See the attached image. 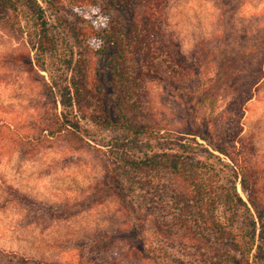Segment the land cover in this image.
I'll return each instance as SVG.
<instances>
[{
  "label": "rangeland",
  "instance_id": "374dc122",
  "mask_svg": "<svg viewBox=\"0 0 264 264\" xmlns=\"http://www.w3.org/2000/svg\"><path fill=\"white\" fill-rule=\"evenodd\" d=\"M47 1L50 35L55 38L47 52L37 50L27 8L0 13V251L9 254L0 264L16 263L18 256L32 262L81 264L87 253L90 262L114 258L121 264H212L223 254V264H237L240 255L229 236L200 222L185 227L176 212L189 195L186 180L192 175L202 181V201L213 199V215L240 239L252 227L248 211L224 200L235 183L256 220L257 243H263L248 194L256 197L264 218V75L253 84L260 64L264 70V0L155 1L153 33L138 50L126 48L124 64L140 80L132 83L133 100L138 102H125L127 114L153 129L150 136L140 137L96 123L77 108H65L59 93L54 107L42 78L64 82V59L73 42L70 25L81 28L89 20H108L126 30L129 7L124 0ZM129 1L138 11L145 4ZM227 30L232 47L248 51L227 78L233 88L218 74L217 43L214 58L195 50L201 41L204 49L212 47L206 42ZM39 63L47 70H37ZM102 64L95 58L88 96L94 103L101 95L102 111L118 121L123 88L113 84ZM96 67L102 69V92L94 81ZM97 108L92 105L89 112L99 115ZM56 113L79 128L69 125L43 136ZM202 127L228 154L190 133ZM164 150L181 155L186 163L182 174L137 172L123 161ZM243 179L248 189L242 187ZM108 241L110 248L99 246ZM255 253L252 250L251 261L264 264V245Z\"/></svg>",
  "mask_w": 264,
  "mask_h": 264
},
{
  "label": "trees",
  "instance_id": "16d2710c",
  "mask_svg": "<svg viewBox=\"0 0 264 264\" xmlns=\"http://www.w3.org/2000/svg\"><path fill=\"white\" fill-rule=\"evenodd\" d=\"M155 1L159 0H145L143 8L138 11L136 5L130 4L129 0H124V4L129 7V14L131 15V23L128 25L126 30H123L121 26L116 24H110L108 20L105 21H96L89 20L88 26L86 27H77V25H70V36L73 39L72 44L70 45V54L69 57H65V76L62 81L59 82L56 78L52 77L50 80H46L42 75L44 80L43 86L47 92H49L50 98L53 100L54 107H56V95L59 93L61 97V102L65 108H77L81 112L82 116L85 117L86 114L92 119V121L102 124L104 126H119L123 130L129 132V134L140 137V136H150L153 133V129L148 123H140L137 120L132 119L128 116L126 111L125 102L131 99L130 105H137V99H134V90L132 89V83L139 84V76L136 73H130L127 71L124 66L128 51L126 48L131 46L132 48L141 47L145 38H149L153 33L155 28L156 16L154 15L155 10ZM49 2L47 0H0V13L8 11L9 13H17L21 7H25L30 11L31 18L33 20V25L36 28V42L37 50L39 52L50 51L53 47V42L55 38L53 35H50V25H49V16L46 13L44 3ZM129 4V5H128ZM136 6V7H135ZM231 32L229 30L221 33L217 38H213L207 41V44H212V47L204 49L203 42L196 44L195 50L201 51L202 54L206 52V57L213 56L215 51H220L221 56L217 57V61H220V71L219 75L223 74V84H228L230 88L231 79L227 81V78L231 77L237 65L241 60L246 59V54L248 51L244 47H235L229 43L228 34ZM215 42L217 47L214 50ZM264 43V39L262 41ZM214 43V44H213ZM264 47V45H263ZM262 58L264 59V48H261ZM196 52V53H197ZM200 53V54H201ZM198 54V53H197ZM101 58L103 61V66L105 71H109L113 78V84L122 89L121 94L118 96L117 108L118 113L116 118L118 121H113L106 116V113L102 111L104 104L103 97L99 95L95 99L94 103L90 101L88 92V74L92 68L95 58ZM28 58L29 53H28ZM251 58V57H250ZM260 59V62H262ZM31 59V58H30ZM29 59L30 64L31 60ZM38 61V57H37ZM33 65V64H32ZM34 66V65H33ZM39 69L47 70L46 67L39 63ZM102 69L96 67L95 69V78L96 88L100 89L102 92V83L98 81ZM264 75V70L261 64L258 66V74L254 78L255 84L259 78ZM243 99H240L239 103H242ZM92 105L98 106V110L101 111L99 115L89 112V108ZM65 116L55 114V121L51 125H46L43 130H46L43 136H52L59 131L65 130L69 125L72 126V130L79 128L78 123H74L70 119L64 120ZM152 129V130H151ZM156 131V130H155ZM206 131V133H204ZM190 133L199 136L203 140H206L211 144V146L224 154H228L225 151V148L222 145L212 143L210 131L205 128L201 129H190ZM205 150H209L206 148ZM209 152V151H208ZM211 153V152H209ZM125 165L136 170L137 172H145L152 170H166L170 174H182L186 170V163L179 153L172 151L164 150L160 152L145 153L139 159L132 157H126L123 160ZM190 176V175H189ZM235 177H238V173H235ZM186 184L189 188V195L184 199V204L177 207L179 210L176 212L177 218L181 220L185 227L190 226V222H200L205 228H208L212 232L223 236H229L232 240V244L235 250L240 255L237 264H256L251 261L252 250L258 253L261 252L264 245V218L262 216V208L256 201V197L248 194V200L252 205L255 213L257 214L260 225H259V236L263 243H257L256 231V220L250 213V209L247 207L246 202L243 201L239 193L236 191L235 183L230 185V190H228L224 195V200L226 203L230 204L232 208L236 209L237 207H242L249 212L250 216V230L246 231L240 239L236 240L237 235H234L232 232H227L225 226L213 215L211 210H213L214 200L211 198L208 202L202 201L203 190H202V181L199 178L190 176V179L186 180ZM242 187L248 189L249 185L245 179L241 180ZM223 196V195H222ZM179 199L176 201L177 205ZM56 216H60L56 213ZM263 218V219H262ZM105 249H108L111 246V241L103 243ZM110 248V247H109ZM264 254V253H263ZM9 254L3 253L0 251V261L5 257H9ZM88 253L85 255V258L81 264H121L120 260L114 258H102V259H93L91 262L87 259ZM125 257H128L127 255ZM233 258V257H232ZM139 259V258H138ZM226 256L219 254L214 261H211L212 264H223ZM6 264V263H5ZM12 264H56L53 262L45 261H29L23 256H18L16 263Z\"/></svg>",
  "mask_w": 264,
  "mask_h": 264
}]
</instances>
